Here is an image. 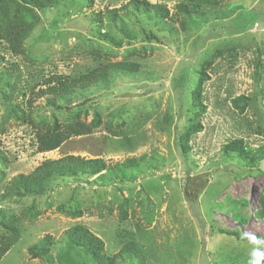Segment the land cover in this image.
Here are the masks:
<instances>
[{"label":"rangeland","instance_id":"374dc122","mask_svg":"<svg viewBox=\"0 0 264 264\" xmlns=\"http://www.w3.org/2000/svg\"><path fill=\"white\" fill-rule=\"evenodd\" d=\"M127 1L63 0L40 11L0 0V20L14 19L17 11L31 26L21 56L3 50L0 37V195L13 177L45 160L135 161L118 174L52 178L39 197L0 199L3 214L20 230L0 264H89L65 241L75 225L104 242L106 255L117 256L113 264H253L257 254L264 264V217L258 216L264 206V0H184L187 15L176 10L182 0H147L166 7L163 18L125 15L120 8ZM111 10H119L114 23L106 16ZM117 62L132 68L58 108L33 102L38 126H95L55 151L36 153L35 129L18 121L12 105L27 110L30 92L45 77H77ZM5 69L14 75L7 79ZM197 89L201 109L193 104ZM237 97L247 99L243 112L231 102ZM197 121L202 129L195 132ZM236 139L251 152L260 148L259 156L225 155L223 146ZM179 142L186 144L184 155ZM187 183L202 225L184 195ZM235 211L247 215L245 224L235 221ZM235 230L239 235L231 234ZM46 236L49 252L33 257L29 247ZM130 241L141 253L119 256Z\"/></svg>","mask_w":264,"mask_h":264},{"label":"trees","instance_id":"16d2710c","mask_svg":"<svg viewBox=\"0 0 264 264\" xmlns=\"http://www.w3.org/2000/svg\"><path fill=\"white\" fill-rule=\"evenodd\" d=\"M23 4L32 6L36 10H43L46 7H50L63 0H20ZM87 4H92L94 0H82ZM184 0L176 6V10L182 14L187 15L190 13V8L187 4L183 3ZM122 11L126 10L127 13H141V14H154L160 17H168V10L164 5L161 4H150L147 0H128L126 4L120 8ZM119 10L108 11L106 16L111 22H115L119 19ZM14 19L0 20V37L2 41L3 50L9 52L13 56H21L24 53V45L26 40L31 34V26L24 17H19L16 14ZM101 18V17H100ZM97 17V20H100ZM94 23H97L96 20ZM101 23V21H100ZM108 38V37H107ZM149 39V38H146ZM1 58V57H0ZM15 69V65L12 66ZM131 64L128 63H108L103 64L95 69L79 75L77 77H69L64 75H51L45 77L41 84L38 85L37 91L33 89L30 92V98L27 100V110L23 109L20 105H12L11 111L14 116L21 123H30V125L35 129L34 133V147L38 154L48 153L55 151L61 147L63 143L73 137H80L89 135L94 125L91 123L86 124L83 122H74L66 125H61L57 121H54L49 125L38 126L33 120L31 109L33 107V102L44 99L47 105L58 108V104L65 101L69 96L76 94L78 91H84L89 89L98 83L106 80L113 72L122 70H131ZM3 75L9 79L13 76V72L10 69H5ZM178 82L184 83L185 78L183 76L179 77ZM184 88V87H183ZM202 95L199 89L194 91V107L201 109L202 105ZM247 99L245 97H237L232 99V104L240 112L244 111V103ZM8 101H10L8 99ZM242 103V104H240ZM191 129L198 132L202 129V125L197 121L192 123ZM181 153L184 155L186 150V144L181 142L178 143ZM258 148L254 152H251L249 148L244 144V142L239 140H231L226 143L222 150L225 155L236 154L245 160L253 161L259 156L261 152ZM259 153V154H258ZM133 166L135 161L133 159L127 160L124 164H114L108 163L103 159H86L80 156L65 155L56 160H45L39 166H37L31 173L27 175L19 174L13 177L3 188L0 199L4 200L11 197H39L46 192V182L52 178H67V177H77L79 175L83 176H98L102 177V173L111 172L112 174H118L121 172L122 168L128 165ZM190 183L186 184L184 189V195L188 204H190L193 210V216L198 219V222L202 225L203 221L200 219L199 215L196 213V201L188 196ZM202 190V189H201ZM201 190L199 192H201ZM245 204V203H244ZM73 214V213H69ZM258 216L264 217V206L258 212ZM233 218L238 224H245L247 221V215L235 211ZM222 234H228L225 230H218ZM230 234V233H229ZM231 234L239 235L238 231H232ZM20 239V230L14 224V221L5 214L0 209V260L2 257L10 250V248L17 243ZM65 241L67 244L75 249L81 250L89 258V264H113L115 258H110L105 253L104 242L95 236L88 228L81 225H75L65 232ZM52 246V239L50 236L44 237L40 243L29 247L28 251L33 257H39L46 255L50 247ZM140 248L134 241H130L122 246V255H139ZM141 257V255H140ZM85 264V263H84ZM262 264V262H261Z\"/></svg>","mask_w":264,"mask_h":264},{"label":"clouds","instance_id":"9594fccd","mask_svg":"<svg viewBox=\"0 0 264 264\" xmlns=\"http://www.w3.org/2000/svg\"><path fill=\"white\" fill-rule=\"evenodd\" d=\"M253 241L255 242V238H253ZM257 257H258V259H259L258 254H257ZM258 259H257V261H254L253 264H258Z\"/></svg>","mask_w":264,"mask_h":264}]
</instances>
